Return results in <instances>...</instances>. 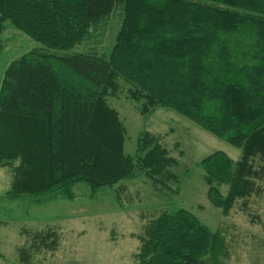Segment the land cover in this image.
<instances>
[{"label": "trees", "instance_id": "trees-1", "mask_svg": "<svg viewBox=\"0 0 264 264\" xmlns=\"http://www.w3.org/2000/svg\"><path fill=\"white\" fill-rule=\"evenodd\" d=\"M116 17L107 53H70L102 38ZM5 22L40 45L12 61L0 83L5 197H70L78 183L93 193L123 187L139 173L155 199L164 196L177 181L178 159L147 131L135 153L124 154L126 128L108 101L119 79L143 116L171 110L241 150L236 162L221 151L200 162L207 200L222 215L254 191L264 163V0H0V34ZM221 185H228L226 197ZM146 209L151 216L136 236L132 264H220V232L187 210ZM42 232L34 236L39 245L54 250L55 234Z\"/></svg>", "mask_w": 264, "mask_h": 264}, {"label": "rangeland", "instance_id": "rangeland-1", "mask_svg": "<svg viewBox=\"0 0 264 264\" xmlns=\"http://www.w3.org/2000/svg\"><path fill=\"white\" fill-rule=\"evenodd\" d=\"M118 27L119 19L111 18L102 38L90 39L70 53H90L91 49L107 53L109 44L115 42ZM0 38L3 45L1 83L12 61L40 45L15 30L9 22L3 23ZM117 89L116 96L109 97L108 101L126 128L124 154L135 153L137 138L142 132L161 136L160 144L172 150L178 159L177 181L168 183L164 196L157 199L158 193L150 181L139 173L136 180L123 187L99 188L92 193L86 184L78 183L71 187L70 197L56 192L39 198L22 196L11 200L4 196L10 187V174L7 168L0 166V264H132L140 247L136 236L143 233L144 224L151 216L146 211L147 206L159 210L166 208L170 213L190 211L212 232H220L225 245L220 264H264V163L254 180L251 195L237 199L229 214L222 215L220 209L207 200V185L200 162L216 151L236 162L241 158V150L171 110L156 109L143 116L139 104L131 98L130 85L119 79ZM176 142L180 143V148L173 147ZM121 188L124 192L118 193ZM133 188L140 189L138 197L131 194ZM218 189L226 197L228 185ZM46 230L55 234L54 250L46 248L49 244L39 245L34 237ZM50 241L53 238H49ZM21 250L24 256L20 262Z\"/></svg>", "mask_w": 264, "mask_h": 264}]
</instances>
